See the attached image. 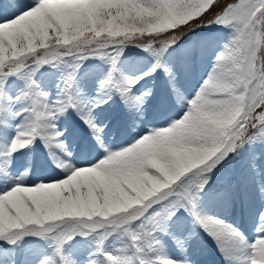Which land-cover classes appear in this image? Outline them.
<instances>
[{"label":"snow or ice","instance_id":"6c2138e0","mask_svg":"<svg viewBox=\"0 0 264 264\" xmlns=\"http://www.w3.org/2000/svg\"><path fill=\"white\" fill-rule=\"evenodd\" d=\"M203 237L264 264V0H0V264H202Z\"/></svg>","mask_w":264,"mask_h":264},{"label":"bare ground","instance_id":"6f19581e","mask_svg":"<svg viewBox=\"0 0 264 264\" xmlns=\"http://www.w3.org/2000/svg\"><path fill=\"white\" fill-rule=\"evenodd\" d=\"M207 209L210 213L220 215L229 220V222L241 225L247 223L245 210L239 206L232 209H225L218 204H211L207 206ZM201 244L203 248V254L201 256L202 264H224L220 254L216 251L215 245L209 238L203 237Z\"/></svg>","mask_w":264,"mask_h":264},{"label":"rangeland","instance_id":"374dc122","mask_svg":"<svg viewBox=\"0 0 264 264\" xmlns=\"http://www.w3.org/2000/svg\"><path fill=\"white\" fill-rule=\"evenodd\" d=\"M232 212V211H231Z\"/></svg>","mask_w":264,"mask_h":264}]
</instances>
